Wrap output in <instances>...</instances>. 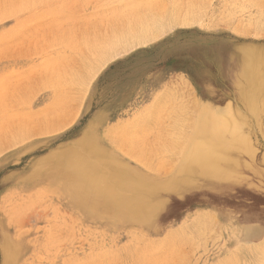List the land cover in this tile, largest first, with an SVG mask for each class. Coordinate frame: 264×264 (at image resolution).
I'll use <instances>...</instances> for the list:
<instances>
[{"label":"rangeland","instance_id":"rangeland-1","mask_svg":"<svg viewBox=\"0 0 264 264\" xmlns=\"http://www.w3.org/2000/svg\"><path fill=\"white\" fill-rule=\"evenodd\" d=\"M242 49H264V0H0V264H264V191L177 185L208 108L264 176V92L254 116L223 72ZM93 143L161 182L150 221L43 166Z\"/></svg>","mask_w":264,"mask_h":264},{"label":"bare ground","instance_id":"bare-ground-1","mask_svg":"<svg viewBox=\"0 0 264 264\" xmlns=\"http://www.w3.org/2000/svg\"><path fill=\"white\" fill-rule=\"evenodd\" d=\"M237 57L239 61V71L236 73H229L227 69H224L223 72L228 82L235 78V83L238 79L243 80V83H241L242 85H239V82L238 84L236 83V87H238L236 88V94L239 98L238 102H242L243 108L244 104L247 106V109L250 108L252 111L248 109V112L250 111V113L255 116V113L256 115L259 113H257V111L258 107H260L258 106L260 94L264 92V49L258 51L242 49L238 51L236 58ZM231 58L232 56L230 59ZM201 111V114H199L200 118L198 117V123L202 125L205 124L203 129L208 130L205 142L202 144H195L188 153L185 160L186 162L183 163L181 168L185 173V177L183 179H178L177 185L184 190L186 187H191L189 179L203 178L205 181L202 185L208 189H226L225 191H232L235 187H241L243 190L264 191L263 171L254 164L255 159L251 158V154L253 155L254 153L247 142V138L243 134V128L246 126L244 122L242 121L243 123H241V120L239 121L240 123L238 122L242 128L240 129L239 125L238 129L234 131L236 134H232L228 139L227 135L229 134L228 132H230L226 121L228 115L225 114L226 116H223L224 118L221 116L220 119L215 117L212 114L213 112H210L209 108ZM243 116H245V114ZM210 117H213V119H209ZM189 121L190 120H188V122ZM224 121H226V123ZM198 132L196 134H199ZM90 134L88 131L84 133L83 136L87 139L83 140L85 143L92 141ZM85 145V148L81 151L69 149L61 158L63 161H60V164L51 166L45 164L43 166L49 167V170L52 171L56 177H61L64 182L66 178L67 183H70V185L72 184L75 189L79 188L76 192L80 201L79 199L77 200L85 209L86 206L91 205L86 204L87 195L81 191V189L87 187L91 191V195L98 196L102 199V201L97 204L99 208L113 210L112 214L115 216L137 219L143 223L150 221L160 205V200L155 194L161 190V182L158 181L151 186L141 178V175H136L130 169L122 166L117 159L109 158L108 160L106 159V161H101V159H104V157L102 158V155H104L102 151L103 148L100 150L97 149L94 143L91 144V146L90 144ZM244 155H247V158H245ZM90 157H93L96 163H89L87 160H89ZM53 169H60V176L59 173H55ZM243 169L247 170L248 175H242L240 171ZM88 177H92L93 179L88 180ZM222 178L228 179L229 181L222 184L219 182V179ZM185 183L186 187L184 186ZM197 183L198 182H196V186H201L197 185ZM67 185L69 186V184ZM74 192L75 191L72 190V193ZM94 208H96V206ZM91 209L93 210V207L89 210ZM96 209L94 210L96 211ZM99 211H101V209ZM100 214L103 213L100 212ZM218 230L220 231V229ZM257 251L261 261L264 263V242ZM260 259L258 260L260 261Z\"/></svg>","mask_w":264,"mask_h":264}]
</instances>
